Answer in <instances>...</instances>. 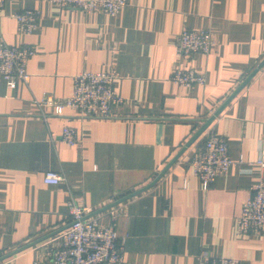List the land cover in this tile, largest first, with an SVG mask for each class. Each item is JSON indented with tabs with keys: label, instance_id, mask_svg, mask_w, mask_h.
<instances>
[{
	"label": "crops",
	"instance_id": "crops-1",
	"mask_svg": "<svg viewBox=\"0 0 264 264\" xmlns=\"http://www.w3.org/2000/svg\"><path fill=\"white\" fill-rule=\"evenodd\" d=\"M24 9L38 15L26 34L12 17ZM186 29L210 31L209 54L177 55ZM1 42L35 53L27 82L9 89L0 77V258L8 255L0 264L47 258L57 243L51 233L70 223L71 197L99 223H113L120 264H199L202 252L264 264V234L236 227L261 178L264 65L151 187L103 209L149 184L264 58V0H126L115 15L5 0ZM178 67L203 73L205 83L173 82ZM109 69L122 97L110 117L70 108L56 115L36 102L45 92L69 96L79 72ZM66 126L76 143L62 140ZM209 128L226 139L233 163L204 188L190 159ZM46 171L63 181L44 183Z\"/></svg>",
	"mask_w": 264,
	"mask_h": 264
},
{
	"label": "built area",
	"instance_id": "built-area-1",
	"mask_svg": "<svg viewBox=\"0 0 264 264\" xmlns=\"http://www.w3.org/2000/svg\"><path fill=\"white\" fill-rule=\"evenodd\" d=\"M5 0H0V8ZM60 7H74L86 13L117 14L126 0H47ZM19 33H30L37 27V12L24 9L12 14ZM214 39L209 30H183L177 39L176 53L183 59H189L195 53L209 54ZM35 50L29 45L13 46L0 43V77L9 89H14L18 82H27L26 70L28 59ZM118 76L114 69L107 71H82L74 75L73 88L69 96L57 98L45 92L39 106L51 107L52 112L61 115L67 108L74 109L81 117L105 118L112 115L114 107L122 102V97L113 87ZM171 80L180 85L191 86L204 84L205 75L196 69L176 68ZM62 140L74 144L78 140L72 127H64ZM233 161L229 155L226 139L215 133L212 128L206 130L190 159L193 175L204 188L216 177L228 172ZM261 178L250 191L236 218V227L243 234H264V160L258 159ZM64 176L56 171H46L43 182L58 184ZM71 217L69 226L55 235L56 244L50 249L47 258H39L32 264H120L123 247L117 242L113 223L101 224L96 217L88 215L89 209L80 201L71 197L67 203ZM110 214L114 215L111 210ZM199 264H240L239 259L224 256H212L202 252Z\"/></svg>",
	"mask_w": 264,
	"mask_h": 264
},
{
	"label": "water",
	"instance_id": "water-1",
	"mask_svg": "<svg viewBox=\"0 0 264 264\" xmlns=\"http://www.w3.org/2000/svg\"><path fill=\"white\" fill-rule=\"evenodd\" d=\"M264 65V58L258 63L257 67H255L248 75L247 77L240 83V85L233 91V93H231V95L229 97H227L225 99V101L216 109V111L214 112L213 115H211L208 119H206L203 123V125L194 133V135L186 142V144L182 147V149L176 153V155L166 164V166L162 169V171H160V173L146 186L132 192L129 193L128 195H125L124 197H121L120 199H118L116 202L111 203L110 205L104 207L103 209H106L112 205L118 204L146 189H148L149 187H151L165 172L166 170L173 164V162L184 152V150L190 146L201 134L202 132L210 125V123L214 120V118L216 116L219 115V113L223 110V108L234 98V96L249 82V80L254 76V74ZM102 210V209H100ZM99 210V211H100ZM93 215V214H91ZM69 225L59 229L58 231H55L51 234H56L62 230H64L65 228H67ZM50 234V235H51ZM8 255H6L5 257H7ZM5 257H1V259L5 258Z\"/></svg>",
	"mask_w": 264,
	"mask_h": 264
}]
</instances>
